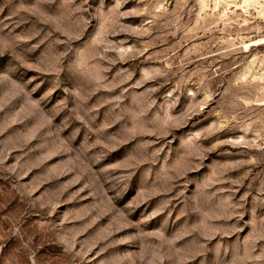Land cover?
Listing matches in <instances>:
<instances>
[{
  "label": "rangeland",
  "instance_id": "1",
  "mask_svg": "<svg viewBox=\"0 0 264 264\" xmlns=\"http://www.w3.org/2000/svg\"><path fill=\"white\" fill-rule=\"evenodd\" d=\"M0 264H264V0H0Z\"/></svg>",
  "mask_w": 264,
  "mask_h": 264
}]
</instances>
